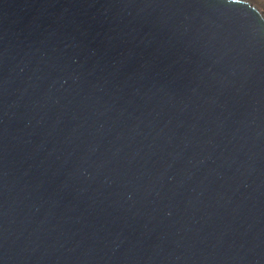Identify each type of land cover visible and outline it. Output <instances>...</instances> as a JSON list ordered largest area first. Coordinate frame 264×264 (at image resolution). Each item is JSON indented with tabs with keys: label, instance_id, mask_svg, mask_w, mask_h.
<instances>
[{
	"label": "water",
	"instance_id": "obj_1",
	"mask_svg": "<svg viewBox=\"0 0 264 264\" xmlns=\"http://www.w3.org/2000/svg\"><path fill=\"white\" fill-rule=\"evenodd\" d=\"M0 264H264L259 12L0 0Z\"/></svg>",
	"mask_w": 264,
	"mask_h": 264
},
{
	"label": "bare ground",
	"instance_id": "obj_2",
	"mask_svg": "<svg viewBox=\"0 0 264 264\" xmlns=\"http://www.w3.org/2000/svg\"><path fill=\"white\" fill-rule=\"evenodd\" d=\"M252 5L264 19V0H242Z\"/></svg>",
	"mask_w": 264,
	"mask_h": 264
}]
</instances>
